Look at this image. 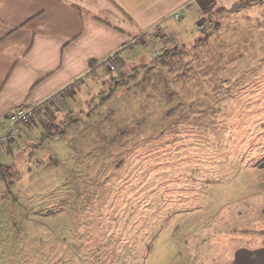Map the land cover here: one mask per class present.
I'll list each match as a JSON object with an SVG mask.
<instances>
[{
  "label": "rangeland",
  "instance_id": "1",
  "mask_svg": "<svg viewBox=\"0 0 264 264\" xmlns=\"http://www.w3.org/2000/svg\"><path fill=\"white\" fill-rule=\"evenodd\" d=\"M202 24L163 62L175 43L147 37L125 67L100 64L55 115L57 135L40 140L45 111L30 141L2 152L0 264H176L194 239L223 260L211 239L244 230L232 210L264 161V12ZM103 253L118 259L89 256Z\"/></svg>",
  "mask_w": 264,
  "mask_h": 264
},
{
  "label": "crops",
  "instance_id": "2",
  "mask_svg": "<svg viewBox=\"0 0 264 264\" xmlns=\"http://www.w3.org/2000/svg\"><path fill=\"white\" fill-rule=\"evenodd\" d=\"M241 1L0 0V117L66 89V98L51 106L60 115L67 109L66 99L71 94L87 91L85 78L89 74L97 71L100 64L111 70L104 61L128 51L124 49L141 39L161 37L164 42L170 38L178 47L179 38L189 29L200 32L202 20L215 11L223 10L228 15H242L244 10L247 14L264 12L257 0L251 1V9H234ZM250 28L241 30L258 34V30ZM43 114L24 127L19 139L5 147L3 153L13 155L18 144L30 141L40 121L38 116ZM257 172L259 187L232 210L241 213L240 227L244 230L238 236H232L230 231V236L211 239L216 247H224L220 248V254H225L223 260L217 258L218 254H200L199 244L203 241L194 239L185 241L187 253L180 252L176 264H264V161ZM97 255L101 260L112 256L118 259V255L104 253L89 256Z\"/></svg>",
  "mask_w": 264,
  "mask_h": 264
},
{
  "label": "built area",
  "instance_id": "3",
  "mask_svg": "<svg viewBox=\"0 0 264 264\" xmlns=\"http://www.w3.org/2000/svg\"><path fill=\"white\" fill-rule=\"evenodd\" d=\"M113 61L110 57L104 61V65L114 70ZM65 92L66 89L58 91L36 104L18 107L8 115L0 117V156L5 147L19 139L23 128L30 125L39 112H45L57 100H63L66 97Z\"/></svg>",
  "mask_w": 264,
  "mask_h": 264
},
{
  "label": "trees",
  "instance_id": "4",
  "mask_svg": "<svg viewBox=\"0 0 264 264\" xmlns=\"http://www.w3.org/2000/svg\"><path fill=\"white\" fill-rule=\"evenodd\" d=\"M250 1H255V0H242L240 3H238L234 9H238V8H241L243 7V5H245L247 2H250ZM204 35L205 37L201 40H198L196 41V46H200L202 44H204L208 38L206 35H208L206 29H204ZM138 41H136L135 43H132L130 45H128L124 50H131L133 48H135L137 45H138ZM180 53L181 52V48L178 46V47H173L172 49H169V50H164L163 53L158 57V62H163L165 61V58L168 57L171 53ZM162 58V59H161ZM161 59V60H160ZM113 63L115 64L116 68H123L126 66V61L124 60V58L122 57V51L118 52L115 54L114 56V61ZM126 74H122L119 76V78H124ZM56 112V111H55ZM41 112H39L38 114H40ZM47 113L49 116L52 117V121L53 123L50 124L51 122H47V119H43L41 120V124L44 128V132L41 134V138L40 140H45V139H48V138H51L55 135H57L59 133V131H56L57 129L59 130V126L56 125L55 121L56 119L54 118L56 113L53 112V109L51 107L47 108ZM260 128L262 129V132L261 133H264V112H263V115L260 119ZM264 138V137H263ZM12 168H8V171L5 172V174H8L9 176L12 175V172H11Z\"/></svg>",
  "mask_w": 264,
  "mask_h": 264
}]
</instances>
